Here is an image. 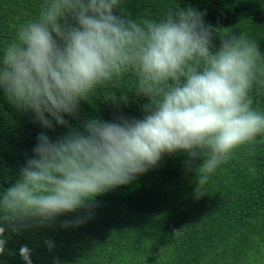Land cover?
I'll return each mask as SVG.
<instances>
[{"label": "clouds", "instance_id": "obj_1", "mask_svg": "<svg viewBox=\"0 0 264 264\" xmlns=\"http://www.w3.org/2000/svg\"><path fill=\"white\" fill-rule=\"evenodd\" d=\"M205 16L189 5L159 20L134 19L121 0H42L36 18L17 28L0 55V90L43 129L66 131L55 139L41 131L15 182L0 190V256L6 232L51 226L81 209L90 218L98 196L159 167L165 155L185 157L199 199L219 167L254 151L264 113L251 92L264 87V52L246 32H221ZM129 74L140 117L81 118L82 101ZM129 93L111 102L127 105ZM45 243L52 251L54 241ZM32 252L20 247L25 264Z\"/></svg>", "mask_w": 264, "mask_h": 264}, {"label": "trees", "instance_id": "obj_2", "mask_svg": "<svg viewBox=\"0 0 264 264\" xmlns=\"http://www.w3.org/2000/svg\"><path fill=\"white\" fill-rule=\"evenodd\" d=\"M42 0H0V55L17 28L35 19ZM134 19L163 18L169 9L189 5L206 12L205 20L221 32H246L264 52V0H121ZM216 44H219L217 39ZM135 80L125 75L99 87L81 102L80 116L140 117ZM129 93L128 104L111 102ZM253 107L264 113V87L254 86ZM71 124L79 121L71 117ZM47 131L55 139L63 126L45 130L33 114L17 111L0 90V190L15 182L19 169L32 155L37 135ZM183 155L167 156L160 166L96 198L89 211L60 216L51 226L6 232L0 264H25L22 245L33 249V264H264V139L254 151L241 150L219 167L194 196L195 173H186ZM87 218L78 226L63 221ZM180 229V230H179ZM174 230L180 235L174 236ZM54 241L52 251L45 241Z\"/></svg>", "mask_w": 264, "mask_h": 264}]
</instances>
